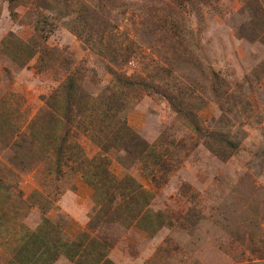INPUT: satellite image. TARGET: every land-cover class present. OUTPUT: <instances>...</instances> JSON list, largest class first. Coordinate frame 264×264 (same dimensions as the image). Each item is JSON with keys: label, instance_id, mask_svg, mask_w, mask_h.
<instances>
[{"label": "rangeland", "instance_id": "obj_1", "mask_svg": "<svg viewBox=\"0 0 264 264\" xmlns=\"http://www.w3.org/2000/svg\"><path fill=\"white\" fill-rule=\"evenodd\" d=\"M77 70L119 107L117 146L46 101ZM120 187L143 205L125 222ZM100 243V263L264 264V0H0V264Z\"/></svg>", "mask_w": 264, "mask_h": 264}, {"label": "trees", "instance_id": "obj_2", "mask_svg": "<svg viewBox=\"0 0 264 264\" xmlns=\"http://www.w3.org/2000/svg\"><path fill=\"white\" fill-rule=\"evenodd\" d=\"M38 36L42 37V35H40L39 33ZM34 46H36V44L32 43L27 45V50L30 51L29 53L31 55H33L36 52ZM39 53L41 54V56H40V61L38 63V67L41 69L44 68L51 69L53 65H49L45 63L46 54L49 53L48 48L40 49ZM67 70H68V66L64 68V71ZM78 72L80 71L79 70L69 71V73L67 74L64 82L61 84L59 89H57L56 92L51 93L46 99V101L48 100L51 109H54L57 106L58 96L60 95L62 97L61 107L65 114L70 115L74 110H77L84 117V120L81 122L83 125L89 127L95 126L98 133L103 134L105 139H103L102 137V140H100L99 142H101V145L104 146L105 149H109L110 147L117 146L120 142L123 141V139H125V134H126V130L122 129L121 124L117 118L119 107H117V104L114 103L115 101L113 99L102 103L95 102L94 98L84 91L80 83L76 82L80 80L75 76ZM168 100L172 102V106L174 110H176V112L181 111L177 107L174 99L169 98ZM55 120H57V117H55ZM45 129H48L47 135H51L53 133L51 131L52 129H49L47 126L37 130L44 131ZM55 139L57 140V142L55 143V150H59V152L63 151L65 149V147L63 146L67 143L68 140L67 136L60 134ZM230 144L232 145V143ZM94 165H95L94 172L92 173L93 176L89 179L90 182L93 181V183L96 184V188L98 190H100L104 186H107V184L113 185L114 176L108 171L106 164L100 162V163H94ZM94 178L96 179V181ZM107 190L108 188H104L99 194L102 195ZM120 190L123 191L121 187ZM123 197H126L124 201H126V203L128 204L127 207L124 208L122 211L120 210L117 211L118 212L117 214L114 211L115 212L114 215H112L111 212L115 210V208L110 209L111 211L109 212L106 211L105 212L106 218L114 219V220L120 219L122 220V222H125L127 219H129L130 217H134L137 214V208H143L141 202L132 195L127 197V194L124 192ZM144 222L142 223V225L146 224ZM33 236L35 237L33 242L38 241L40 239V236L45 237L42 233H38L37 235L33 234ZM45 240H47L46 237ZM52 244H48V245L52 246ZM47 248L51 251V248L49 246H47ZM87 250L95 251L98 253L94 255L93 257L94 259L91 261V264H99L102 256L107 252V247L106 244L104 243H100L99 246L94 244H88ZM37 259L41 260L42 256L41 255L37 256ZM100 264H114V263H112L108 259H104Z\"/></svg>", "mask_w": 264, "mask_h": 264}]
</instances>
